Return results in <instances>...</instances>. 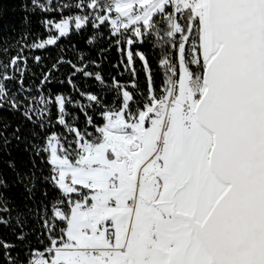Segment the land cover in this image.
I'll list each match as a JSON object with an SVG mask.
<instances>
[{"label": "snow or ice", "instance_id": "6c2138e0", "mask_svg": "<svg viewBox=\"0 0 264 264\" xmlns=\"http://www.w3.org/2000/svg\"><path fill=\"white\" fill-rule=\"evenodd\" d=\"M29 3L54 11L45 0H25L26 11ZM67 8L83 14L65 17ZM60 10L58 22L44 21L56 34L31 47L55 46L70 24L79 31L91 22L97 35L86 43L111 42L132 79L111 77L109 86L88 70L100 67L98 59L62 55L39 84H51L66 64L71 72L60 83L79 99L29 98L23 49L0 60V111L19 112L44 133L29 146L48 164L44 181L56 192L43 193L39 229L26 231L18 217L15 242L0 238V264H264V0H76ZM105 26L108 41L99 31ZM149 41L159 49V84L148 56L132 51ZM78 75L97 81L100 92L82 90ZM106 90L116 92L112 103ZM57 126L64 131L50 130ZM23 139L19 125L0 122V153ZM15 174L32 182L31 197L35 173ZM7 188L0 173L4 226L12 212Z\"/></svg>", "mask_w": 264, "mask_h": 264}, {"label": "trees", "instance_id": "16d2710c", "mask_svg": "<svg viewBox=\"0 0 264 264\" xmlns=\"http://www.w3.org/2000/svg\"><path fill=\"white\" fill-rule=\"evenodd\" d=\"M46 3L54 8L52 12H43L39 9L33 8L29 3L27 5V11L25 10V0H0V48H9L10 52L7 54L0 53V60L7 61L10 56L20 53L23 49V55L28 57L27 59V79L24 85L28 88L31 97L39 99V96L43 94L48 96L51 93L53 96L56 94L71 95L74 99H79L77 93L67 84H61V80L67 79V74L71 72L68 65L59 66L58 71L54 74V81L45 86L40 85L39 80L41 72L50 68L51 64L59 59L62 55L65 60H72L76 62L79 55H83L88 59L96 58L100 64L99 68L89 67V71H99L103 74L105 82L111 85V77H116L122 83H128L132 77L129 72L124 70V65L120 64L122 57L118 50L112 46L111 42H102L97 40L93 45L86 43L89 37L97 35L95 29H93L91 22L87 23L77 31L74 26L71 25L69 33L63 37H60L58 43L55 46H47L45 49L33 48L31 45L34 43H40L46 40L50 34H56V30L53 29L52 33L49 32L45 26L44 21L61 19L60 6L65 3H75L76 0H45ZM74 14L82 15V12H78L75 8H67L63 10V16H72ZM28 19L25 20L24 18ZM105 28H101L99 31L104 32V41H108V36ZM153 41L145 43L142 47H134L132 51L144 52L152 65L153 75L159 84L161 79L160 69L157 68V57L159 55V49L153 51ZM75 46V48H73ZM104 48V58H98L99 49ZM63 49V52L61 51ZM36 56L41 57L39 65L35 63L34 58ZM125 53V63H126ZM119 65V66H118ZM138 73V83L140 85L139 90L145 88V71L141 65V62L137 60L135 65ZM75 83L82 90H88L93 92H100L101 85L94 79L84 78L82 75H78L75 78ZM23 92V89H21ZM108 91L107 103H112L116 99V92ZM104 95V93H100ZM27 95V93H25ZM68 110L74 115L77 114V110L68 106ZM56 108L52 107V118L55 121ZM80 120H83V116H80ZM0 122L3 124H11L13 127L19 125L22 129V136L24 139L17 143L15 140L0 153V173L8 182V188L5 191V197L9 201V207L12 209L11 219L8 226L0 225V238L6 239L9 242H15L13 236V229L16 225L17 218H26L25 222L28 227L25 229L31 232L33 228L39 229V224L36 222V211L38 205L42 203V196L45 191L49 194V199L56 195L55 190L51 185L45 183L44 177L49 174V166L44 159L40 156L33 155L34 149L29 144L39 142L40 136L44 135L38 128H35L29 123L19 112H12L8 110L0 111ZM57 132L64 131L61 127L57 126L54 129ZM11 131V129H9ZM37 133V139L32 140L30 133ZM15 164V170L9 168V162ZM16 172L21 174L31 175L35 173V188L32 190L31 197L26 191L27 188L32 187V182H22L17 178ZM4 218L8 219V214H4ZM18 231V229H17ZM37 235L39 232L37 231ZM29 240L33 245L36 244V237L30 236ZM17 243L18 250H23L25 245L19 242ZM15 255V252L13 253ZM21 257L24 256V251H20Z\"/></svg>", "mask_w": 264, "mask_h": 264}, {"label": "rangeland", "instance_id": "374dc122", "mask_svg": "<svg viewBox=\"0 0 264 264\" xmlns=\"http://www.w3.org/2000/svg\"><path fill=\"white\" fill-rule=\"evenodd\" d=\"M74 15H78V14H74ZM74 15H72V16H74ZM79 15H80V14H79ZM57 22H58V21H57ZM71 25L74 26V24H70V27H71ZM74 27H75V26H74ZM47 39H48V38H47ZM47 39H46V40H47Z\"/></svg>", "mask_w": 264, "mask_h": 264}]
</instances>
